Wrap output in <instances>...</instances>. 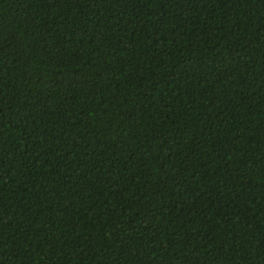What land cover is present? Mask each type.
Returning <instances> with one entry per match:
<instances>
[{
    "label": "trees",
    "instance_id": "obj_1",
    "mask_svg": "<svg viewBox=\"0 0 264 264\" xmlns=\"http://www.w3.org/2000/svg\"><path fill=\"white\" fill-rule=\"evenodd\" d=\"M0 264H264V0H0Z\"/></svg>",
    "mask_w": 264,
    "mask_h": 264
}]
</instances>
